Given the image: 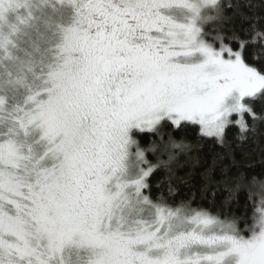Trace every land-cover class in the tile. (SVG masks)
<instances>
[{"label":"snow or ice","instance_id":"6c2138e0","mask_svg":"<svg viewBox=\"0 0 264 264\" xmlns=\"http://www.w3.org/2000/svg\"><path fill=\"white\" fill-rule=\"evenodd\" d=\"M261 139L264 0H0V264H264Z\"/></svg>","mask_w":264,"mask_h":264},{"label":"trees","instance_id":"16d2710c","mask_svg":"<svg viewBox=\"0 0 264 264\" xmlns=\"http://www.w3.org/2000/svg\"><path fill=\"white\" fill-rule=\"evenodd\" d=\"M237 130L235 128H230L228 130V139L232 140L233 135ZM179 135V133H177ZM212 141H204V151L207 152L208 150V145H211ZM244 148L246 151L249 152L250 154V159L246 161V164L251 165L250 168H245V171L253 172V173H260L264 172V139H261L260 144H252L251 141H248L245 145ZM217 151H220L218 147L216 148ZM219 202V198H218ZM207 206V205H205ZM237 215H239V212H237Z\"/></svg>","mask_w":264,"mask_h":264}]
</instances>
